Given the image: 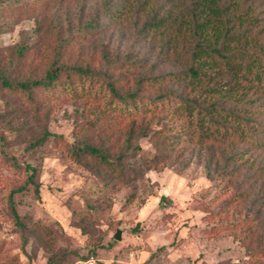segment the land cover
<instances>
[{"label":"trees","instance_id":"16d2710c","mask_svg":"<svg viewBox=\"0 0 264 264\" xmlns=\"http://www.w3.org/2000/svg\"><path fill=\"white\" fill-rule=\"evenodd\" d=\"M51 1L37 15L52 9L61 14L52 26L50 67L26 80L3 78V85L26 92L33 101L39 90L64 84L74 101L89 105L90 137L70 144L79 162L88 164L94 156L111 173L137 178L146 168L162 169L173 161L187 168L198 160L212 186H222L214 200L229 206L247 203L251 224L264 227V0ZM10 7L15 14L35 9L20 0ZM118 28L130 33L135 48L124 59H115L110 50ZM88 44L102 52L100 67L92 60L65 62V50ZM27 49H19L22 58ZM59 136L45 129L29 149ZM141 138L151 142L153 153L143 155ZM138 155L144 168L128 172L129 159ZM25 168V183L9 194L21 232L31 219L19 214L15 193L29 184L37 196L41 193L39 168L32 163ZM250 230L244 242L254 236ZM257 237L264 240V232ZM91 253L96 256L95 247ZM251 254L264 257V247ZM73 256L54 255L49 264H68ZM258 262L264 264L261 258Z\"/></svg>","mask_w":264,"mask_h":264},{"label":"rangeland","instance_id":"374dc122","mask_svg":"<svg viewBox=\"0 0 264 264\" xmlns=\"http://www.w3.org/2000/svg\"><path fill=\"white\" fill-rule=\"evenodd\" d=\"M13 1L0 0V264H49L51 257L64 253L74 255L68 264H261L258 258L264 257L251 251L264 247L257 237L264 227L251 224L247 203L229 206L214 200L222 186H212L198 160L187 168L176 161L162 169L145 166L137 178L111 173L94 156L88 164L79 162L70 144L90 137L89 105L74 101L64 84L39 90L33 101L26 92L3 85V78L17 82L46 72L52 63L53 22L61 15L52 9L37 16L51 0H20L35 9L15 14ZM113 35L112 57L124 59L135 49L133 39L124 29ZM21 46L29 47L23 58ZM93 48H68L65 62L92 60L100 67L102 52ZM45 129L60 136L29 149ZM140 143L143 155L153 153L147 138ZM141 159L130 158L127 171L143 169ZM27 163L39 168L41 193L37 196L31 184L15 193L19 214L31 219L21 232L10 212L9 194L25 183ZM250 229L255 234L244 242ZM118 230L121 239L115 238Z\"/></svg>","mask_w":264,"mask_h":264},{"label":"water","instance_id":"95a60500","mask_svg":"<svg viewBox=\"0 0 264 264\" xmlns=\"http://www.w3.org/2000/svg\"><path fill=\"white\" fill-rule=\"evenodd\" d=\"M116 239H121V230H118V232L115 234Z\"/></svg>","mask_w":264,"mask_h":264}]
</instances>
